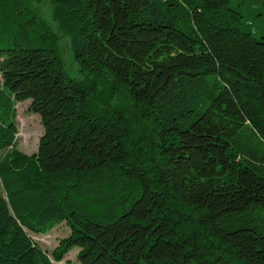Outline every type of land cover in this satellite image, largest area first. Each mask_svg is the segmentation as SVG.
<instances>
[{"label": "trees", "instance_id": "1", "mask_svg": "<svg viewBox=\"0 0 264 264\" xmlns=\"http://www.w3.org/2000/svg\"><path fill=\"white\" fill-rule=\"evenodd\" d=\"M43 1L0 0V264L62 222L54 261L264 264V0Z\"/></svg>", "mask_w": 264, "mask_h": 264}, {"label": "rangeland", "instance_id": "2", "mask_svg": "<svg viewBox=\"0 0 264 264\" xmlns=\"http://www.w3.org/2000/svg\"><path fill=\"white\" fill-rule=\"evenodd\" d=\"M41 12L43 18L52 27V29L57 34H60L56 24L52 21L50 8L45 0L41 4ZM59 45L61 48L64 68L67 74L71 78H80L81 73L78 71L77 66L72 59L67 40L60 38ZM15 111L17 133L14 145L19 151L27 155L35 153L37 150L38 139L42 134L40 119L37 114L29 111V101L17 102L15 104ZM27 233L31 239L41 247L42 250L46 251L53 264H79L76 258L78 252L77 248L70 250L61 261H54L51 257V253L58 246L59 240L67 236L69 233V228L64 222L44 232L33 233L27 231Z\"/></svg>", "mask_w": 264, "mask_h": 264}]
</instances>
